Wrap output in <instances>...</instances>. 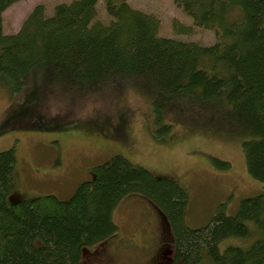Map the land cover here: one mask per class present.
Wrapping results in <instances>:
<instances>
[{"label": "trees", "instance_id": "trees-1", "mask_svg": "<svg viewBox=\"0 0 264 264\" xmlns=\"http://www.w3.org/2000/svg\"><path fill=\"white\" fill-rule=\"evenodd\" d=\"M16 1L0 0V85L11 94L29 80L81 95L130 82L150 97L157 135L168 134L171 122L231 125L247 172L263 190L242 199L234 214L220 205L208 224L190 228L188 197L175 180L115 154L65 200L47 194L11 201L10 148L0 151V264H80L82 249L116 232L113 210L133 193L164 214L175 263L202 264L206 253L212 264H264V0H172L193 25L213 31L208 45L160 35L159 19L127 0H102L104 19L99 0L61 2L51 14L38 4L16 32L4 33L2 13ZM248 220L263 236L248 248L220 251L223 238L248 233Z\"/></svg>", "mask_w": 264, "mask_h": 264}, {"label": "rangeland", "instance_id": "rangeland-1", "mask_svg": "<svg viewBox=\"0 0 264 264\" xmlns=\"http://www.w3.org/2000/svg\"><path fill=\"white\" fill-rule=\"evenodd\" d=\"M70 0H18L2 13L4 33L16 32L38 4L51 14ZM160 21V35L211 44L212 30L193 25L172 0H127ZM102 0L98 17L104 19ZM29 80L21 93L0 85V151L14 149L16 164L9 200L47 194L71 196L92 168L115 154L175 180L186 192L184 222L190 228L208 224L217 208L234 214L242 199L260 194L263 184L246 169L241 136L226 122L210 126L171 122L166 135L154 131L150 97L132 83L88 94L64 93ZM42 84V85H41ZM217 125V126H216ZM212 158L227 161L216 167ZM116 232L82 249L80 264H178L173 238L161 210L139 194L124 196L113 210ZM248 233L219 241L248 248L263 233L246 221ZM167 253V254H165ZM202 264H212L204 254Z\"/></svg>", "mask_w": 264, "mask_h": 264}, {"label": "flooded vegetation", "instance_id": "flooded-vegetation-1", "mask_svg": "<svg viewBox=\"0 0 264 264\" xmlns=\"http://www.w3.org/2000/svg\"><path fill=\"white\" fill-rule=\"evenodd\" d=\"M165 254H167V253H165Z\"/></svg>", "mask_w": 264, "mask_h": 264}]
</instances>
